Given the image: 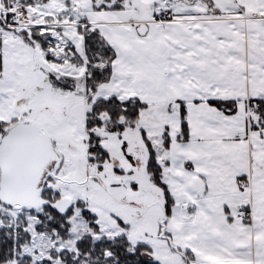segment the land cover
Returning <instances> with one entry per match:
<instances>
[{
	"label": "snow or ice",
	"instance_id": "6c2138e0",
	"mask_svg": "<svg viewBox=\"0 0 264 264\" xmlns=\"http://www.w3.org/2000/svg\"><path fill=\"white\" fill-rule=\"evenodd\" d=\"M0 264H264V0H0Z\"/></svg>",
	"mask_w": 264,
	"mask_h": 264
}]
</instances>
